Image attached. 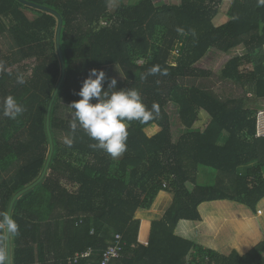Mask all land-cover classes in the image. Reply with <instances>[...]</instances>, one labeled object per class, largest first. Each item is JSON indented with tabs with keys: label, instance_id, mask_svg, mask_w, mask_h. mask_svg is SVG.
<instances>
[{
	"label": "trees",
	"instance_id": "obj_1",
	"mask_svg": "<svg viewBox=\"0 0 264 264\" xmlns=\"http://www.w3.org/2000/svg\"><path fill=\"white\" fill-rule=\"evenodd\" d=\"M118 1L110 13L111 0H0V37L9 35L18 51L0 54V105L11 95L24 107L15 119L0 112V215L7 214L17 192L39 178L47 159L46 110L61 76L53 12L62 20L65 67L51 110L53 155L47 173L18 198L11 213L19 226L10 236L11 264H68L89 250L91 256L75 264L94 263L116 235L123 250L110 264H264V239L244 255L235 250L223 255L175 235L180 221L201 222L202 216L203 235L242 236L234 219L239 213L227 204L263 214L257 210L264 200V137L256 138L255 121L259 106L245 103L264 99V4L231 0L221 18L224 0L162 6L153 0ZM27 11L37 16L30 18ZM240 46L246 54L227 60L219 78L244 89V97L222 101L185 83L213 75L199 68L208 55L227 57ZM157 65L167 75H150ZM112 66L124 77L116 89H138L149 109L158 104L159 116L145 124L129 122L127 150L117 159L90 148L95 141L82 130L72 147L63 146L60 135L73 134L72 118L57 116L61 104L79 99L75 93L90 69ZM247 66L251 69L242 70ZM18 75L24 84L16 82ZM170 105L184 129L177 140ZM151 125L160 130L148 136L144 130ZM256 240L235 242L245 252ZM0 257L6 264L2 230Z\"/></svg>",
	"mask_w": 264,
	"mask_h": 264
},
{
	"label": "clouds",
	"instance_id": "obj_2",
	"mask_svg": "<svg viewBox=\"0 0 264 264\" xmlns=\"http://www.w3.org/2000/svg\"><path fill=\"white\" fill-rule=\"evenodd\" d=\"M260 3L264 4V0H260ZM157 73L167 75V70H162L158 65L149 70L150 75ZM16 82L22 85L25 79L18 75ZM116 85L117 80L108 77L103 70H89L75 93L79 99L68 105L72 111L69 127L73 136L63 139L67 147H72L76 132L82 130L95 141L89 145L90 148L102 150L111 158L117 159L127 150L129 122L145 124L159 116L158 104L153 103L149 109L143 103L138 89L127 87L117 90ZM23 111L24 107L11 95L0 105V112L9 119L17 118ZM18 229V224L9 215H0V230L6 236L18 234ZM0 264H4L2 257Z\"/></svg>",
	"mask_w": 264,
	"mask_h": 264
},
{
	"label": "rangeland",
	"instance_id": "obj_3",
	"mask_svg": "<svg viewBox=\"0 0 264 264\" xmlns=\"http://www.w3.org/2000/svg\"><path fill=\"white\" fill-rule=\"evenodd\" d=\"M139 0H124L125 4H135ZM154 4L156 6H162V5H168V4H177L179 0H153ZM231 3V0H224L223 4L220 7V14H222L221 18L224 16L229 8V5ZM119 1L118 0H111L109 4V12L114 13V11L118 8L119 6ZM27 15L30 18H35L37 14L35 12L27 11ZM18 54L17 48L15 44L13 43L11 37L9 35H3L0 37V54ZM246 54V50L244 47L240 46L236 49H233L230 51V53L227 55V57H223L220 54L216 53H211L208 55L199 65V68L210 71L213 75L210 78H200V79H188L185 81L186 84L188 85H195V86H200L203 89H206L210 92H212L214 95H216L218 98H220L222 101L228 100V99H235V98H240L244 97L245 90L242 89L241 87H238L237 85L232 84L231 82L224 81L221 78H219L220 71L223 68L224 64L226 63L227 60L233 57L237 56H242ZM251 67H243L242 70H250ZM106 75L110 78H115L117 80V85L116 88L119 87V84L124 81V77L122 72L115 66L112 67H106L102 69ZM249 98V97H247ZM264 100H256L254 98H249L246 99L245 105L247 107H254L253 105L255 104H262ZM167 112L170 118V121L172 123V136L174 140H177L181 134L184 133V129L181 126L178 118V113L177 109L173 106L170 105L167 107ZM57 116L63 118V119H70L72 118V111L70 107H68L67 104H61V108L59 112H57ZM160 129L156 125H151L150 127L146 128L144 132L148 136H152L155 133H157ZM65 138V135H60L59 137V142L63 144V146H66L63 143V139ZM241 172H244L245 167L240 169ZM190 188H192L191 185H189ZM263 204V205H262ZM170 206V205H169ZM227 206H230V209L233 211L239 213L237 216L234 217L235 224L239 226L240 228V235L242 236H237V234L234 232L232 236H227L224 232L217 231L216 233L213 234H207V235H201L198 232V235L200 238H198V244L199 242H202V239L204 238L207 242H205V245L202 244V246H206V248H209L207 246H211L212 241H215L213 243L218 244V249L221 253L223 251L225 254H229L233 250L238 252V254L242 253L243 244L240 242L236 245L235 241L241 240L242 242H247L251 237L252 238H257L256 242L250 246V248L253 246H256L258 243L262 242L264 239V201L259 204V207L257 209H263V214L261 215L260 211L256 212V214H251L248 210L244 208V206H239L236 205L235 203L233 204H227ZM263 207V208H262ZM199 210V208H198ZM200 212V210H199ZM244 213L247 214V216H243ZM140 221H147L146 219L143 218H137ZM202 221V219H201ZM230 225V224H229ZM232 225V224H231ZM195 234V233H194ZM218 234V235H217ZM197 235V236H198ZM226 235V236H225ZM196 239V237H195ZM203 239V240H204ZM221 239L226 240L229 244H224L221 242ZM203 243V242H202ZM226 248V249H225ZM210 249V248H209ZM216 249V248H215ZM250 249H248L245 252H248ZM215 251V250H214ZM240 251V252H239ZM224 254V253H223ZM244 254V253H243ZM242 254V255H243Z\"/></svg>",
	"mask_w": 264,
	"mask_h": 264
},
{
	"label": "water",
	"instance_id": "obj_4",
	"mask_svg": "<svg viewBox=\"0 0 264 264\" xmlns=\"http://www.w3.org/2000/svg\"><path fill=\"white\" fill-rule=\"evenodd\" d=\"M55 14V17L57 19V29H56V36H55V42H56V49H57V54L60 60V65H61V76L59 79V82L56 86V88L54 89V92L50 98V101L48 103L47 106V110H46V116H45V129H46V133H47V137H48V142H49V151H48V155H47V159L44 165V168L42 170L41 175L39 176V178L31 185L27 186L26 188L20 190L19 192H17L11 199L9 206H8V210H7V214L11 217V213L13 210V206L15 204V202L18 200V198H20L22 195H24L25 193L33 190L44 178V176L47 173L49 164L51 162L52 159V155H53V140H52V136H51V132H50V116H51V110H52V106L54 104L55 98L62 86V83L64 81V77H65V67H64V62H63V58H62V54H61V48H60V42H59V36H60V30L62 27V20L61 17L53 12ZM5 240H6V264H11V243H10V236H6L5 235Z\"/></svg>",
	"mask_w": 264,
	"mask_h": 264
},
{
	"label": "built area",
	"instance_id": "obj_5",
	"mask_svg": "<svg viewBox=\"0 0 264 264\" xmlns=\"http://www.w3.org/2000/svg\"><path fill=\"white\" fill-rule=\"evenodd\" d=\"M256 121V138L264 137V107L260 108L255 113ZM123 250L122 239L120 235H116L112 243L103 251L101 257L96 262H88L87 264H110L112 261L119 259ZM91 256V250L76 254L68 264H75L80 259H88Z\"/></svg>",
	"mask_w": 264,
	"mask_h": 264
},
{
	"label": "crops",
	"instance_id": "obj_6",
	"mask_svg": "<svg viewBox=\"0 0 264 264\" xmlns=\"http://www.w3.org/2000/svg\"><path fill=\"white\" fill-rule=\"evenodd\" d=\"M260 100H264V99H260ZM259 106V108L258 109H260V108H263L264 107V101H263V103L262 104H259L258 105ZM162 193H166V192H162ZM166 194H169V193H166ZM171 195V197L173 198V195L172 194H170ZM264 200H262V202H263ZM171 202H172V199H171ZM171 204V203H170ZM240 206H242V205H240ZM259 207V206H258ZM245 208V207H244ZM246 210H248L249 212H250V210L249 209H247V208H245ZM167 210V209H166ZM165 210V211H166ZM257 210H259V209H257ZM138 211H147V210H143V209H139ZM137 211V212H138ZM165 211L163 212V214L165 213ZM200 213V212H199ZM251 214H253L252 212H250ZM163 214H162V216H163ZM162 216L160 217V219L162 218ZM200 216H201V214H200ZM135 219H137V218H135ZM159 219V220H160ZM201 219H202V221L201 222H191V221H180L179 223H178V225H177V227H176V229H175V235L176 236H178V237H180V238H183V239H186V240H190V241H192V242H195L196 244H198L197 242H198V238H200L199 237V235H198V232L203 236V233L202 232H200L199 230H198V227H199V224L200 223H202L203 222V217L201 216ZM138 220V219H137ZM151 221H155V220H147L146 222H151ZM183 224V232H180L179 231V228H180V226ZM184 226H186L188 229V231L185 233L184 232ZM181 233H183V234H181ZM195 233V234H194ZM198 235V236H197ZM195 237H196V239H195ZM202 242H203V239H202ZM199 242L200 244H198V245H201L202 246V244L203 245H205L204 243L205 242ZM213 242H215V241H212V243H211V246H207V247H209L210 249H212V250H215V251H217V252H219V253H221L219 250H217V248L215 249V247H216V244L215 243H213ZM215 246V247H214ZM204 247H206V246H204ZM218 247V246H217ZM254 247V246H253ZM249 249H252V247L251 248H249ZM224 253V254H223ZM223 253H221V254H223V255H226L225 254V252L223 251ZM245 254V253H247V252H242V253H240V255H242V254ZM230 254V253H229ZM229 254H227V255H229ZM243 254V255H244Z\"/></svg>",
	"mask_w": 264,
	"mask_h": 264
}]
</instances>
